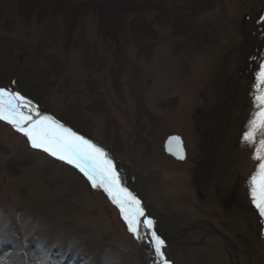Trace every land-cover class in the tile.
Segmentation results:
<instances>
[{"label": "rangeland", "instance_id": "1", "mask_svg": "<svg viewBox=\"0 0 264 264\" xmlns=\"http://www.w3.org/2000/svg\"><path fill=\"white\" fill-rule=\"evenodd\" d=\"M21 4L0 0V84L17 76L18 87L42 108L87 132L126 169L121 179L158 225L170 264H264V227L249 196L257 145L235 149L236 134L222 117L225 76L249 56L238 31L253 0H132L146 19L125 17L115 37L108 33L112 20L83 14L78 0ZM188 11L192 25L178 23L187 19L180 12ZM254 18L242 28L246 35L260 21ZM261 22L252 34L261 45L259 54L252 53L253 73L264 57ZM245 79L238 80L242 88L248 87ZM214 104L224 107L217 115L207 109ZM237 113L229 111V118ZM221 117L227 129L223 125L212 137L205 125L219 128ZM172 133L186 140L185 163L164 152ZM213 151H220L217 163ZM48 159L0 124V215L4 208L15 211L24 233L32 234L27 226L33 224L35 239L66 245L67 253L75 244L77 255L99 264H160L156 255L150 259L151 245L128 231L106 193ZM201 161L212 162L205 175ZM16 245L31 249L23 241ZM37 253L38 246L20 259Z\"/></svg>", "mask_w": 264, "mask_h": 264}, {"label": "snow or ice", "instance_id": "2", "mask_svg": "<svg viewBox=\"0 0 264 264\" xmlns=\"http://www.w3.org/2000/svg\"><path fill=\"white\" fill-rule=\"evenodd\" d=\"M257 80L256 111L243 139L257 145L254 158L259 163L249 177V196L260 216L264 217V66H261ZM0 120L23 134L33 149L78 169L93 188L101 189L119 208L128 231L136 239L146 240L151 245L160 264H170L154 220L146 218L141 201L123 185L113 160L102 147L54 117L41 113L19 91L5 86H0ZM258 133L261 134L259 139ZM168 150L179 159L185 158L183 142L178 136L169 138Z\"/></svg>", "mask_w": 264, "mask_h": 264}, {"label": "bare ground", "instance_id": "3", "mask_svg": "<svg viewBox=\"0 0 264 264\" xmlns=\"http://www.w3.org/2000/svg\"><path fill=\"white\" fill-rule=\"evenodd\" d=\"M2 126V123H0ZM34 152V151H33ZM35 153V152H34ZM38 154V153H36ZM41 155V154H39ZM52 163H56V161H53L51 159H48ZM59 167L62 165L60 163H56ZM10 215L8 217L7 215ZM2 214L0 215V257L6 259L8 261L7 264H37V262L33 260H26L24 259V262H22V259L20 257L25 256L27 257L29 255V250L31 249H36L38 246V252H44V251H49L52 253V259L61 261V264H94L93 260H88L86 257L82 258L80 255H77L78 253L76 252V246L75 244H72V248L70 252H65L66 250V245L60 247H53L52 242H46L43 243L39 239H35L36 234H38V230L36 231L34 229L33 231V224H29L27 228L29 227L32 232V234H29L26 232L24 233L22 224L19 222H15L13 219V216L15 214V211L9 210L8 208H4ZM9 220H8V219ZM12 227L15 228L16 232L15 234L14 231L12 230ZM18 241H23L29 245H31V249L26 248V246L23 247V245H16ZM4 253H8L7 256H4ZM77 253V254H76ZM152 256V255H151ZM151 259V257H150ZM113 260H110V262ZM60 263V262H58ZM115 262L109 263V264H114Z\"/></svg>", "mask_w": 264, "mask_h": 264}, {"label": "trees", "instance_id": "4", "mask_svg": "<svg viewBox=\"0 0 264 264\" xmlns=\"http://www.w3.org/2000/svg\"><path fill=\"white\" fill-rule=\"evenodd\" d=\"M78 2H79V5L78 4L77 5L79 7H83V9H82L84 11L83 14L88 15L90 13V11H92L97 16H104L105 19L108 17L112 20V24H114L112 27L113 29H109V31H108L110 37H115V35L117 36V34H116L117 29H118L117 27L120 24H124V22L126 21L125 17H131V19L134 23H138V20H140V19H142V20L146 19V18H143L140 14V12L142 11L141 9H139L140 5L139 4L138 5L131 4L132 0H130V1L129 0H91V1L90 0H78ZM90 3L94 4L93 10H91V8L89 6ZM18 7L19 8L22 7L21 0H19ZM70 7L74 10L76 6H70ZM159 10L162 12L165 11V9L164 10L159 9ZM192 13L190 11H188V13L187 12H180V14H183L182 16H180V19L183 17H187V19H185L183 21L178 20V23H181L183 25L184 23L191 21V19L193 17ZM176 15H179V14H176ZM150 35H151V33H150ZM215 88H217V82L210 85L209 89L214 90ZM221 108H222L221 104H219V105L214 104L213 107L207 108V109H213L214 115H217L218 111L221 110ZM223 118L225 120H228L227 115H225ZM220 120H222V121H220L221 126H219V128H217L215 125H214L215 127L205 125V128H207L206 131L208 133H210L212 135V137L217 138L219 136L218 132H220L223 127H225L227 129V124H229V122H227V124L224 125V124H222L223 119H220ZM214 122H216V121H214ZM211 123H213V122H211ZM213 130H214V133H212ZM212 149H213V147L211 146V150ZM212 154L215 156L214 160L217 163V159L220 157V151H218V153H215L213 151ZM210 163H212V162H207V161H203V162L201 161L200 162L199 165H200V168L202 170V172H201L202 174L200 173L201 175H205L208 173L207 169L209 167H211V165H212ZM211 181H213L214 183H217V181L214 180L213 176L211 177ZM245 237H247V236H245ZM248 240L249 239L247 237V239L245 240V246L249 250L250 244L246 243Z\"/></svg>", "mask_w": 264, "mask_h": 264}, {"label": "water", "instance_id": "5", "mask_svg": "<svg viewBox=\"0 0 264 264\" xmlns=\"http://www.w3.org/2000/svg\"><path fill=\"white\" fill-rule=\"evenodd\" d=\"M166 148H167V150H168V142H167V144H166ZM168 152H169V150H168ZM170 153H172V152H170ZM176 156V155H175ZM177 157V156H176ZM178 158V157H177Z\"/></svg>", "mask_w": 264, "mask_h": 264}]
</instances>
